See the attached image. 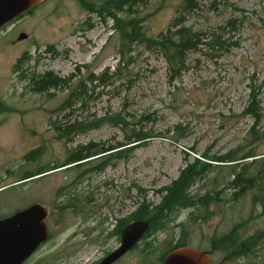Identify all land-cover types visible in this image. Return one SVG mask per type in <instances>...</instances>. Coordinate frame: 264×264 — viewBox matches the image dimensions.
Here are the masks:
<instances>
[{
    "label": "rangeland",
    "instance_id": "rangeland-1",
    "mask_svg": "<svg viewBox=\"0 0 264 264\" xmlns=\"http://www.w3.org/2000/svg\"><path fill=\"white\" fill-rule=\"evenodd\" d=\"M112 1L44 0L0 29V219L40 204L49 238L28 264H99L141 205H159L199 160L210 169L191 195L221 201L179 209L115 264H160L182 235L213 264H264V184L237 200L226 186L234 164L264 171V0H134L121 10ZM114 15L135 21L143 41L123 50ZM181 28L190 45L174 68L152 42H174ZM47 75L60 82L37 91ZM69 95L80 100L64 109ZM116 114L126 126L89 127ZM133 133L149 138L131 144ZM89 147L92 158L67 162ZM232 231L257 239L243 258L230 256L239 244L216 247Z\"/></svg>",
    "mask_w": 264,
    "mask_h": 264
},
{
    "label": "trees",
    "instance_id": "trees-1",
    "mask_svg": "<svg viewBox=\"0 0 264 264\" xmlns=\"http://www.w3.org/2000/svg\"><path fill=\"white\" fill-rule=\"evenodd\" d=\"M134 2V0H114L112 1V7L118 10H121L124 6H129L131 8V4ZM137 3L140 2V0H136ZM109 7L111 6L110 3ZM116 15V14H115ZM115 17L116 19V29L121 34L122 37V47L123 50L128 46H131L134 42H142L140 35V29L137 27L135 21H123L122 19ZM146 42H148L146 40ZM152 44L154 46H159L162 48L165 52V55L169 62L173 65L174 68L177 67L183 60L184 54L186 50H188V47L190 45V38H189V32L181 28L177 30V40L176 41H170L168 39L167 35H162L161 38L158 41H153ZM130 51V50H129ZM124 56H127L128 53L123 54ZM123 56V58H124ZM93 77V76H90ZM89 77V78H90ZM108 79L107 73H104L102 75V84L107 83L106 80ZM94 78H90L89 81L91 83L94 82ZM58 82H60V79L57 77H53L52 75H47L41 77V81H39L40 88L37 89V91H44L49 90V87H54L58 85ZM100 82V84H101ZM106 85V84H105ZM80 88L83 90V93L86 94L88 92L85 85L81 84L79 85ZM78 100H80V97L69 95L65 101L63 102V108H69L75 106L76 103H78ZM258 112L260 110L255 106V104H252L251 109H247V114L253 115V117L258 116ZM102 122H109L115 125H122L126 126V122L121 117L120 114L112 115L111 117H104L100 121H94L90 122V126H98ZM71 128H75V126H72ZM149 138L148 135H142V134H132L128 136L127 140L131 142V144L140 145L143 144L144 141H146ZM94 149L92 147L86 148V155L82 154H74L70 156L67 160V162H74L77 160H81L83 158H92ZM246 157H255L252 153L244 156L241 160H244ZM214 160L219 162H224L221 158H214ZM240 161L238 159H234L230 162H236ZM241 163L234 164L233 167V178L231 181L227 183L226 186L230 187L231 189L235 190L233 200L239 199L245 191H249L252 188L257 189L259 193L263 190V184H264V177H262V174L264 176V171L262 173L257 174H250L248 172V169L246 165H240ZM210 169V164L196 160L193 164L189 165L187 168H185L179 178L168 188L165 189L167 192L166 195L163 197L162 202L155 206V208L151 209L148 205H141L139 208V211H142V213H138L137 215L134 214V220H146L149 222L150 227L147 232H149L151 229H159L162 228V225H164V220L172 215L173 213L176 214L179 209L183 207H198V205H201L202 208L207 209L210 203H219L221 199L217 196L205 194L203 197L199 198L198 196H192L191 195V186L193 183L196 182V180L201 176L202 173ZM192 196V197H191ZM216 197V198H215ZM260 202L264 201V198L258 199ZM234 231L229 236H226L225 238L219 240L217 242V248H223L227 250H232L235 244H239L237 250H232L231 255L232 257H235L236 255H241L239 258H243L242 255L246 254L248 251L249 246L255 247V243L257 242L256 238H250V239H243V240H236V237L232 235ZM263 238V236H262ZM188 246V241L183 238L179 240L174 246L171 245L169 250L166 252L165 256L170 253L173 249L177 247H183ZM164 256V257H165ZM163 257V259H164Z\"/></svg>",
    "mask_w": 264,
    "mask_h": 264
},
{
    "label": "water",
    "instance_id": "water-1",
    "mask_svg": "<svg viewBox=\"0 0 264 264\" xmlns=\"http://www.w3.org/2000/svg\"><path fill=\"white\" fill-rule=\"evenodd\" d=\"M44 0H0V29L19 16L37 7ZM27 38L21 33L18 40ZM47 209L40 204L17 211L0 219V264H24L49 237ZM149 222L138 220L121 233L120 246L99 264H114L137 245L149 229ZM162 264H213L208 253L183 246L168 253Z\"/></svg>",
    "mask_w": 264,
    "mask_h": 264
},
{
    "label": "flooded vegetation",
    "instance_id": "flooded-vegetation-1",
    "mask_svg": "<svg viewBox=\"0 0 264 264\" xmlns=\"http://www.w3.org/2000/svg\"><path fill=\"white\" fill-rule=\"evenodd\" d=\"M27 40V39H26ZM23 41H25V40H23ZM19 42H21V41H18V43ZM46 173H48V172H45V173H43V174H38V175H40L39 177H42V176H44ZM21 182H23V180L21 181ZM34 204H36V203H34ZM31 206V205H30ZM30 206H27V207H25L24 209H26V208H28V207H30ZM24 209H22V210H24ZM48 217H49V215H48ZM48 219V218H47ZM47 221V220H46ZM48 233H49V231H48ZM49 238V237H48ZM130 252V251H129ZM208 253V252H207ZM208 256H209V253H208ZM165 258V257H164ZM163 260L164 259H162V261L160 262V264H162V262H163ZM28 261V260H27ZM25 262L24 264H28V262ZM29 261H30V259H29ZM115 264V263H114Z\"/></svg>",
    "mask_w": 264,
    "mask_h": 264
},
{
    "label": "bare ground",
    "instance_id": "bare-ground-1",
    "mask_svg": "<svg viewBox=\"0 0 264 264\" xmlns=\"http://www.w3.org/2000/svg\"><path fill=\"white\" fill-rule=\"evenodd\" d=\"M41 4H42V3H41ZM41 4H40V5H41ZM38 6H39V5H38ZM38 6H37V7H38ZM35 8H36V7H35ZM35 8H33V9H35ZM33 9H31V10H33ZM31 10H30V11H31ZM3 27H4V26H3ZM3 27H2V28H3ZM20 34H21V33H20ZM26 35H27V34H26ZM96 35H97L96 33L93 34V36H96ZM18 37H19V36H18ZM27 38H28V35H27ZM27 38H26V39H27ZM26 39H24V40H26ZM17 40H18V38H17ZM18 41H19V40H18ZM21 41H23V40H21ZM43 207H44V206H43ZM44 208H46V207H44ZM46 209H47V208H46ZM47 212H48V215H49V211H48V210H47ZM47 218H48V216H47ZM47 218H46V220H47ZM46 220H45V221H46ZM137 221H138V220H137ZM132 222H134V221H132ZM132 222H130V223H132ZM130 223H129V224H130ZM46 224H47V222H46ZM129 224H127V225H129ZM127 225H126V226H127ZM126 226H125V227H126ZM125 227H124V228H125ZM149 227H150V225H149ZM148 230H149V229H148ZM122 231H123V230H122ZM188 247H190V246H188ZM206 252H207V251H206ZM33 255H34V254H33ZM33 255H32V256H33ZM32 256H31V257H32ZM31 257H30V258H31ZM30 258H29V259H30ZM29 259H28V260H29Z\"/></svg>",
    "mask_w": 264,
    "mask_h": 264
}]
</instances>
